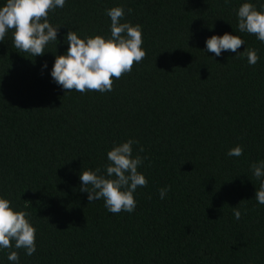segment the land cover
<instances>
[{
	"label": "trees",
	"instance_id": "trees-1",
	"mask_svg": "<svg viewBox=\"0 0 264 264\" xmlns=\"http://www.w3.org/2000/svg\"><path fill=\"white\" fill-rule=\"evenodd\" d=\"M0 264H264V0H0Z\"/></svg>",
	"mask_w": 264,
	"mask_h": 264
}]
</instances>
